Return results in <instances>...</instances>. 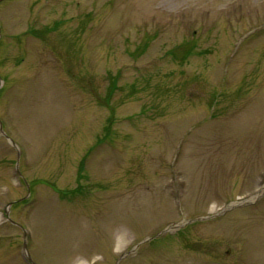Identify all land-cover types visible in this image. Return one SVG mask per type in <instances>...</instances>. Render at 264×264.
<instances>
[{
  "label": "rangeland",
  "instance_id": "obj_1",
  "mask_svg": "<svg viewBox=\"0 0 264 264\" xmlns=\"http://www.w3.org/2000/svg\"><path fill=\"white\" fill-rule=\"evenodd\" d=\"M0 264H264V0H0Z\"/></svg>",
  "mask_w": 264,
  "mask_h": 264
},
{
  "label": "trees",
  "instance_id": "obj_2",
  "mask_svg": "<svg viewBox=\"0 0 264 264\" xmlns=\"http://www.w3.org/2000/svg\"><path fill=\"white\" fill-rule=\"evenodd\" d=\"M29 33H32L33 35H39L37 31H34L33 29L32 30H29L28 31Z\"/></svg>",
  "mask_w": 264,
  "mask_h": 264
}]
</instances>
